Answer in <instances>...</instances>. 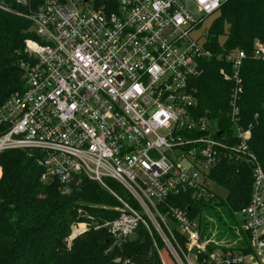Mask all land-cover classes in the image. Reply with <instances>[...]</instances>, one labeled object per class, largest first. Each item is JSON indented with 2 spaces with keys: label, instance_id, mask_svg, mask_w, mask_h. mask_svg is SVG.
Listing matches in <instances>:
<instances>
[{
  "label": "built area",
  "instance_id": "built-area-1",
  "mask_svg": "<svg viewBox=\"0 0 264 264\" xmlns=\"http://www.w3.org/2000/svg\"><path fill=\"white\" fill-rule=\"evenodd\" d=\"M227 1L118 0L111 11L87 0H0V10L29 20L35 34L25 42V89L0 106V155L37 156L41 182L56 183L65 196L77 177L76 186L99 183L119 202L118 218L97 224L87 216L91 222L74 226L69 247L92 227L106 229L118 247L144 227L175 264H264V170L239 105L247 53L215 55L202 31ZM252 56L264 61V44L257 41ZM212 58L229 67L220 73L235 86L234 143L197 110L193 81ZM231 153L246 160L255 179L251 201L238 213L249 252L212 246L190 207L169 202L184 194L213 197L211 170Z\"/></svg>",
  "mask_w": 264,
  "mask_h": 264
},
{
  "label": "trees",
  "instance_id": "trees-1",
  "mask_svg": "<svg viewBox=\"0 0 264 264\" xmlns=\"http://www.w3.org/2000/svg\"><path fill=\"white\" fill-rule=\"evenodd\" d=\"M87 1L114 11L118 0ZM31 28L29 20L0 10V106L12 93L25 89L21 65L27 60L25 42L35 39ZM257 41L264 44V0H228L209 30L206 47L215 55L237 50L247 53L241 71V119L244 127L251 128L250 149L264 170V61L252 56ZM225 66L229 68L217 58L205 60L193 86L197 90L198 113L212 116L223 137L234 143L229 114L235 86L220 75ZM0 167V264H124L127 259L133 264H164L160 255L165 250L162 242L144 227L121 247L115 246L106 229L94 227L68 246L65 240L71 228L80 221L91 222L87 216L97 224L119 217L113 209L119 202L99 183L82 179L79 189L65 196L56 183L41 182L43 169L38 157L24 151L4 152ZM210 177L227 191L225 199L214 195L207 201L195 200L184 194L169 202L190 207L192 218L201 216L203 210L212 217L213 220L200 218L204 234L216 229L219 239L234 241L239 229L243 239L238 246L222 248L249 252V235L241 231L238 213L251 201L255 182L252 167L243 157L231 153L220 159ZM107 185L127 198L113 181H107ZM81 210L86 216H80ZM166 255L171 258L167 252ZM119 258L122 262L117 263Z\"/></svg>",
  "mask_w": 264,
  "mask_h": 264
},
{
  "label": "rangeland",
  "instance_id": "rangeland-1",
  "mask_svg": "<svg viewBox=\"0 0 264 264\" xmlns=\"http://www.w3.org/2000/svg\"><path fill=\"white\" fill-rule=\"evenodd\" d=\"M221 15V12H220V14H218V15H215V16H212V17H210V18H208L206 21H205V23H204V25H203V28H202V31H204L206 34H208L209 33V30H210V28H211V26L213 25V22L219 17ZM225 41V38L224 37H222V38H220V42L221 43H223ZM220 75H221V73H220ZM217 129L219 130V133L221 132L220 131V129H219V127L217 126ZM219 133H218V136H220L223 132H221V134L219 135ZM212 186H211V189H212V192H213V194L215 195V196H217V197H219V198H223V199H225L226 197H227V191L224 189V188H222L221 186H219V185H215V184H211ZM211 198H213V197H211ZM80 212H84L85 213V211H83V210H81ZM201 216H198L197 218L200 220V218L202 217V218H206V219H208V220H213V218L211 217H208V214L203 210L202 211V214H200ZM80 216H81V213H80ZM81 217H84V216H81ZM83 222H85V221H80V222H78L79 224H81V223H83ZM78 223L77 224H74L73 225V227L74 226H78ZM200 224H201V226H202V222H200ZM73 227L71 228V234H70V236L73 234ZM140 228V227H139ZM237 235H236V238H235V240L234 241H229V239L228 238H223V239H219V237H218V235H219V230H216V229H214V230H211V231H208L207 233H205V238L206 239H211V240H214V242L215 243H212L211 245L212 246H220V247H227V246H229V247H231V246H233V247H237L238 246V244H239V242L240 241H242V236H241V233L239 232V229L237 230ZM86 233V232H85ZM84 234V233H83ZM165 250H162L161 252H160V255H161V257H162V260H163V262H164V264H175V261L172 259V258H169V257H167V255H166V252H164Z\"/></svg>",
  "mask_w": 264,
  "mask_h": 264
},
{
  "label": "water",
  "instance_id": "water-1",
  "mask_svg": "<svg viewBox=\"0 0 264 264\" xmlns=\"http://www.w3.org/2000/svg\"><path fill=\"white\" fill-rule=\"evenodd\" d=\"M221 134V132L219 133V135ZM77 180H78V178L76 177L75 179H74V181H73V186L76 188V189H79V187L78 186H76V182H77ZM85 215V213L83 212L82 213V216H84Z\"/></svg>",
  "mask_w": 264,
  "mask_h": 264
}]
</instances>
